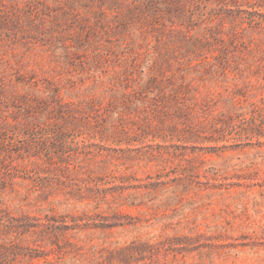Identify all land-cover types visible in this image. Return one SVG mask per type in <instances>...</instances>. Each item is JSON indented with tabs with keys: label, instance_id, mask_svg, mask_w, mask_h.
<instances>
[{
	"label": "rangeland",
	"instance_id": "374dc122",
	"mask_svg": "<svg viewBox=\"0 0 264 264\" xmlns=\"http://www.w3.org/2000/svg\"><path fill=\"white\" fill-rule=\"evenodd\" d=\"M0 264H264V0H0Z\"/></svg>",
	"mask_w": 264,
	"mask_h": 264
}]
</instances>
